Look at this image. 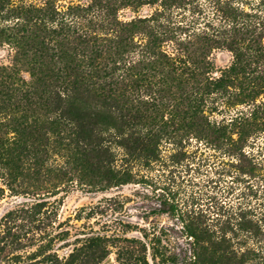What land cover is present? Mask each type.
<instances>
[{
  "label": "trees",
  "instance_id": "obj_1",
  "mask_svg": "<svg viewBox=\"0 0 264 264\" xmlns=\"http://www.w3.org/2000/svg\"><path fill=\"white\" fill-rule=\"evenodd\" d=\"M84 1L0 0V47L12 51L10 65L0 66V178L7 189L43 200L39 206L73 186L105 191L131 182L128 172L112 168L113 146L149 161L162 142L179 146L191 138L248 161L241 171L254 175L256 164L242 148L264 131V119L258 123L254 111L218 126L204 110L206 97L226 91L231 72L252 74L264 56L261 48H235L254 38L238 26L237 13L225 12L232 26L223 40L204 32L182 39L164 17L177 0ZM144 5L160 9L119 20L118 12ZM220 47L238 50L237 64L211 79L208 56ZM255 84L251 101L264 88ZM139 91L149 100L138 102ZM262 179V211L239 210L219 233L182 220L188 264H264Z\"/></svg>",
  "mask_w": 264,
  "mask_h": 264
},
{
  "label": "rangeland",
  "instance_id": "obj_2",
  "mask_svg": "<svg viewBox=\"0 0 264 264\" xmlns=\"http://www.w3.org/2000/svg\"><path fill=\"white\" fill-rule=\"evenodd\" d=\"M157 8L124 9L118 18H144ZM231 10L237 13L238 26L245 24L254 36L253 42L235 48L242 54L264 50V37L259 39L264 36V0H177L164 17L179 38L204 32L223 40L232 26L224 15ZM172 48L163 47L168 53ZM238 50L211 51L209 78L218 79L237 64ZM11 59L12 51L0 47V66L10 65ZM253 68V75L231 72L226 91L205 98L210 122L226 126L254 111L258 123L264 119V88L251 101V87H264V56ZM21 75L28 80L26 73ZM142 95L137 93L138 102L149 100L148 94ZM112 150V168L128 172L131 182L105 191L73 186L45 196L46 203L39 206L43 200L11 193L0 178V264H173L168 258L188 264L183 219L195 218L219 233L239 210L263 209L264 131L254 133L242 148L256 164L254 175L241 171L248 161L240 164L223 149L193 138L179 146L162 142L157 159L149 161L126 158L116 146Z\"/></svg>",
  "mask_w": 264,
  "mask_h": 264
}]
</instances>
